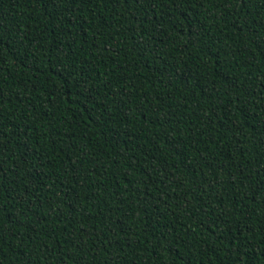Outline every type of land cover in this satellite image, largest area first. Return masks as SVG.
I'll list each match as a JSON object with an SVG mask.
<instances>
[{"label": "trees", "instance_id": "obj_1", "mask_svg": "<svg viewBox=\"0 0 264 264\" xmlns=\"http://www.w3.org/2000/svg\"><path fill=\"white\" fill-rule=\"evenodd\" d=\"M0 264H264V0H0Z\"/></svg>", "mask_w": 264, "mask_h": 264}, {"label": "snow or ice", "instance_id": "obj_2", "mask_svg": "<svg viewBox=\"0 0 264 264\" xmlns=\"http://www.w3.org/2000/svg\"><path fill=\"white\" fill-rule=\"evenodd\" d=\"M137 2H139V0H137ZM240 3H245V0H240Z\"/></svg>", "mask_w": 264, "mask_h": 264}]
</instances>
